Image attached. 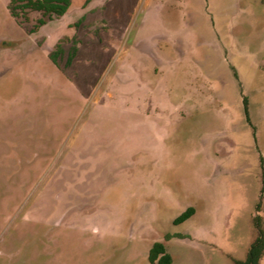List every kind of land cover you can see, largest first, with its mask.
Wrapping results in <instances>:
<instances>
[{"label": "rangeland", "instance_id": "1", "mask_svg": "<svg viewBox=\"0 0 264 264\" xmlns=\"http://www.w3.org/2000/svg\"><path fill=\"white\" fill-rule=\"evenodd\" d=\"M9 3L0 264H159L155 241L168 264L245 258L264 237V0H73L33 32L40 12Z\"/></svg>", "mask_w": 264, "mask_h": 264}, {"label": "trees", "instance_id": "2", "mask_svg": "<svg viewBox=\"0 0 264 264\" xmlns=\"http://www.w3.org/2000/svg\"><path fill=\"white\" fill-rule=\"evenodd\" d=\"M73 0H10L9 8L11 13L21 24H27L30 21L32 11L40 12V16L30 28V31H36L40 26L50 20L63 16L71 6ZM78 46L74 44L69 53V60L75 56ZM65 48L62 43H57L51 50L52 60L59 65V57L63 54ZM195 211L194 207L187 208L176 218V222H181L188 218ZM258 215L255 216L257 219ZM264 253V237L258 236L252 243L250 250L245 258H235V264H260L261 256ZM149 260L152 263L168 264L172 262V255L167 250L163 241H155L149 250Z\"/></svg>", "mask_w": 264, "mask_h": 264}, {"label": "water", "instance_id": "3", "mask_svg": "<svg viewBox=\"0 0 264 264\" xmlns=\"http://www.w3.org/2000/svg\"><path fill=\"white\" fill-rule=\"evenodd\" d=\"M258 211H259V209H258ZM255 215V214H254ZM256 216V215H255ZM255 216H254V218H255Z\"/></svg>", "mask_w": 264, "mask_h": 264}]
</instances>
